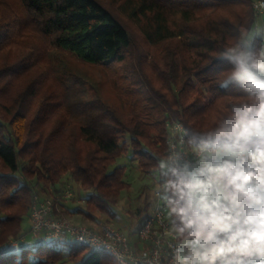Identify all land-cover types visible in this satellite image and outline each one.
<instances>
[{"label": "trees", "instance_id": "obj_1", "mask_svg": "<svg viewBox=\"0 0 264 264\" xmlns=\"http://www.w3.org/2000/svg\"><path fill=\"white\" fill-rule=\"evenodd\" d=\"M253 1L122 0L121 11L139 25L147 43L163 44L159 62L156 57L150 61L157 77L142 66L135 70L130 88L135 112L128 119L108 106L98 111L95 100L79 102L76 109L67 100L58 103L65 108V114L81 117L65 154L55 148L58 126L46 132L33 125L35 119L28 118L34 85L14 99L0 102L10 116L0 114V264H63L66 260L73 264H115L107 253L85 252V248L74 245L10 242L29 233V225L24 222H29L33 196L63 195L65 175L86 193L83 199L87 208L70 210L54 198L61 208L55 211L57 215L83 212L97 222V210L114 218L121 191L129 187L126 164H116L120 156L128 153L143 175L154 177L156 159L166 153L170 122L179 121L189 129L211 126L232 105L246 100L244 89L238 85L223 89L219 82L232 67L221 59L224 49L255 33L259 17ZM20 3L23 16L10 15V20L0 17V42L8 38L15 25H29L51 46L84 62L108 67L125 63V51L132 45L131 33L101 0ZM251 47L256 51L263 47L261 35L254 36ZM6 75L10 74L3 76ZM120 76L114 80L124 81L125 77ZM41 112L47 111L39 108ZM64 121L72 120L68 117ZM144 189L140 193L143 203L133 212L136 222L128 233L133 239L153 201Z\"/></svg>", "mask_w": 264, "mask_h": 264}, {"label": "clouds", "instance_id": "obj_2", "mask_svg": "<svg viewBox=\"0 0 264 264\" xmlns=\"http://www.w3.org/2000/svg\"><path fill=\"white\" fill-rule=\"evenodd\" d=\"M252 38L221 54L232 67L219 87L238 85L247 99L211 126H174L179 146L156 159L169 242L146 264H264V47L253 50Z\"/></svg>", "mask_w": 264, "mask_h": 264}, {"label": "rangeland", "instance_id": "obj_3", "mask_svg": "<svg viewBox=\"0 0 264 264\" xmlns=\"http://www.w3.org/2000/svg\"><path fill=\"white\" fill-rule=\"evenodd\" d=\"M101 1L124 22L131 33L132 45L125 51L124 64L116 63L108 67L107 64L84 62L68 51L51 46L29 25L24 27L15 25L8 38L0 42V102L14 99L29 86L34 85L32 89L34 93L31 97L33 102H30L28 118L35 119L33 125L45 129L46 132H50L54 126L59 127L60 133L54 139L56 151L59 153L68 152L69 142L76 135L81 117L75 113L65 114V108L58 106V103L67 100L76 109L79 102L95 100L98 111H103L108 106L121 118L128 119L135 112V108H132L135 103L134 92L130 91L134 82L132 79L136 76L135 70L142 66L148 74L150 73L149 75L155 77L156 72L150 61L156 57L159 62L163 53V44H148L139 25L121 11L119 5L122 0ZM10 15L13 17L24 15L20 0H0V17L7 16L6 18L10 20L12 18ZM258 17L255 30L258 35H264V31H258L264 28V14ZM4 73L10 75L3 76ZM120 75H123L125 80L115 81L114 78L119 79ZM155 81L158 82L157 79ZM6 104H10V101ZM39 108L47 112L38 113ZM106 113L111 114L108 110ZM0 114L10 118L3 104L0 105ZM68 117L72 120L71 123H65L64 119ZM79 142H81L80 139ZM122 163L126 164V180L129 187L121 191L119 201L114 207L116 212L114 218H109L108 215L101 214L97 210L94 211L97 214V222L83 212L64 216L73 222L93 227H99L100 221L111 223L128 234L136 222L133 212L143 203V197H141L143 194H140L143 188L146 187L145 194L154 198L155 179L149 174L143 175L128 153L117 159L116 164ZM63 178L68 185L66 189H70L73 193L72 198L52 193L48 197L59 198L70 210L75 207L86 210L87 202L83 199L86 193L74 186L73 182L69 184L67 175ZM58 207L61 209L59 205ZM24 224L29 225V222L25 220ZM25 241L29 246L49 243L47 240H37L29 233L25 236ZM20 248L17 247V250ZM86 251L88 249H85ZM73 263L72 260H66L63 264Z\"/></svg>", "mask_w": 264, "mask_h": 264}, {"label": "built area", "instance_id": "obj_4", "mask_svg": "<svg viewBox=\"0 0 264 264\" xmlns=\"http://www.w3.org/2000/svg\"><path fill=\"white\" fill-rule=\"evenodd\" d=\"M252 6L258 16L264 14V0L253 1ZM255 35H257L256 30L252 37ZM261 37L264 43V35L261 34ZM253 40L254 38L251 39V44ZM176 125L184 126L179 121L168 124L166 152L170 146H179L180 144L179 136L175 138L172 136ZM184 147H188V145H184ZM69 182L71 184V181ZM64 187L63 196L72 198V191L66 189L68 185L66 184ZM59 210L58 202L54 198L35 194L32 198L29 215V234L40 241L47 240L49 243L74 245L107 253L114 259L115 264H120L118 256L123 260V264H142V262L146 264L153 251L157 248H165L169 242L166 235L167 225L164 213L156 207L155 195L150 212L143 220L136 239L111 223L100 221L98 222L99 227H93L73 222L65 216L57 215L55 211ZM25 236L11 240L10 245H17L19 241L25 240Z\"/></svg>", "mask_w": 264, "mask_h": 264}]
</instances>
